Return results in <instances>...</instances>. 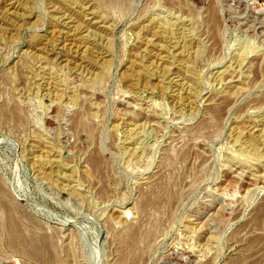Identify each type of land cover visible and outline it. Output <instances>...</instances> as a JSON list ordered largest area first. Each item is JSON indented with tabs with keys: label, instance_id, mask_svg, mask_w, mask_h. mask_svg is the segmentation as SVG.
Listing matches in <instances>:
<instances>
[{
	"label": "rangeland",
	"instance_id": "1",
	"mask_svg": "<svg viewBox=\"0 0 264 264\" xmlns=\"http://www.w3.org/2000/svg\"><path fill=\"white\" fill-rule=\"evenodd\" d=\"M0 264H264L259 0H0Z\"/></svg>",
	"mask_w": 264,
	"mask_h": 264
},
{
	"label": "bare ground",
	"instance_id": "2",
	"mask_svg": "<svg viewBox=\"0 0 264 264\" xmlns=\"http://www.w3.org/2000/svg\"><path fill=\"white\" fill-rule=\"evenodd\" d=\"M260 2H262V4L264 5V0H259Z\"/></svg>",
	"mask_w": 264,
	"mask_h": 264
}]
</instances>
